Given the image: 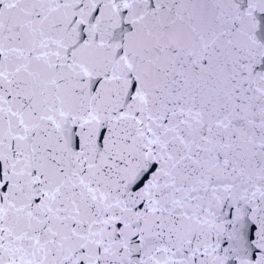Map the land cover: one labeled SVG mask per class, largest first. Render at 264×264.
I'll list each match as a JSON object with an SVG mask.
<instances>
[{
  "label": "snow or ice",
  "instance_id": "1",
  "mask_svg": "<svg viewBox=\"0 0 264 264\" xmlns=\"http://www.w3.org/2000/svg\"><path fill=\"white\" fill-rule=\"evenodd\" d=\"M0 264H264V0H0Z\"/></svg>",
  "mask_w": 264,
  "mask_h": 264
}]
</instances>
